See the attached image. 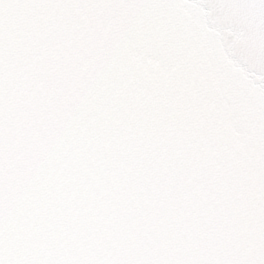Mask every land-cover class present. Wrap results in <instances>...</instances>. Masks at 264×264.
<instances>
[{
	"label": "snow or ice",
	"instance_id": "snow-or-ice-1",
	"mask_svg": "<svg viewBox=\"0 0 264 264\" xmlns=\"http://www.w3.org/2000/svg\"><path fill=\"white\" fill-rule=\"evenodd\" d=\"M0 264H264V0H0Z\"/></svg>",
	"mask_w": 264,
	"mask_h": 264
}]
</instances>
